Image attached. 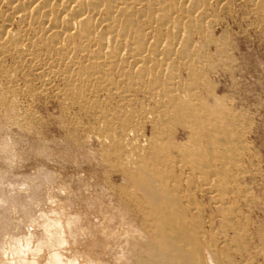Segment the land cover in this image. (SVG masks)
Wrapping results in <instances>:
<instances>
[{"label":"rangeland","instance_id":"1","mask_svg":"<svg viewBox=\"0 0 264 264\" xmlns=\"http://www.w3.org/2000/svg\"><path fill=\"white\" fill-rule=\"evenodd\" d=\"M143 1L128 0L131 15L123 13L117 22L132 21L145 43L132 41L136 36L133 32L131 38H95L104 44L101 55L120 48L119 54L112 55L124 57L130 64L141 48L148 62L131 71L111 65L97 67L88 58L89 50L95 52L96 48H83L77 41L67 42L64 50L54 47L50 37L59 33L66 39V28L51 24L29 30L22 19L8 26L7 36L0 39V151L18 147L26 161L18 170L21 175L46 164L34 157L36 148L41 149L40 155L54 160L55 164L47 165L60 174L49 192L54 210L64 215L75 210L83 217L81 227L86 229L84 237L73 245L65 228V254H75L81 264H90L92 259L114 264L113 257L119 251L116 240L122 236V217L127 213L117 189L126 184L121 167L128 160L132 167H138L135 145L147 148L154 137L161 147L167 142L175 144L179 149L168 147V155L177 162V174L188 166L178 158L180 151L194 150L191 125L179 120L173 103L161 93L173 92L181 102L193 106L198 118H188L192 121L205 115L220 120L213 107L221 103L233 125L232 147L236 149L230 154L227 147L229 160L216 164L227 175L226 192L219 205L209 193L198 192L196 199L206 221H215L217 230L210 237L215 250L211 251L224 255L219 257L221 263L226 264L225 255L229 254L237 264H264V0H191L195 5L183 0L179 6L177 0H164L163 6L169 8V31L159 30L162 10L157 2ZM188 13L200 22L192 32L184 26ZM11 14L16 16L9 0H0V28L5 25L3 16ZM18 36L24 40L22 47L10 45ZM170 45L176 53L167 55L165 46ZM76 48L82 51L72 55ZM108 133L120 144L112 143ZM39 175L23 179L35 180ZM202 184L196 179L193 187L203 188ZM224 219L233 224L223 225ZM14 223L4 209L0 213V246L14 240L24 242L23 232L13 231ZM38 232V228L33 229L34 234ZM235 234L244 238L241 249L233 243ZM228 243L231 250L227 254L223 250Z\"/></svg>","mask_w":264,"mask_h":264},{"label":"bare ground","instance_id":"2","mask_svg":"<svg viewBox=\"0 0 264 264\" xmlns=\"http://www.w3.org/2000/svg\"><path fill=\"white\" fill-rule=\"evenodd\" d=\"M127 1L128 0H9V5L15 10L16 16L14 17L12 14L11 17L6 15L3 16L5 25L0 28V39H3L4 35L7 36V28L13 24L15 19L24 20V26L29 30H32L36 25H46L48 27V25L51 26V24H55L61 29L66 28L64 31L66 32L67 30L68 35L66 39L60 37L59 33L58 36L52 35L50 41L53 43L54 47L61 46L64 50L63 47L67 42L73 43L77 41L79 42L77 45L83 46V48L84 46L96 48L95 52L89 50L88 58L89 60L92 59V63L97 67L101 68L105 65H111L131 71L148 62L145 60L146 58L143 57L142 52H140L141 48H139V53L137 52L138 55H136L134 63L130 64L127 63L126 58L125 60L123 57V60L120 57H114V55H112L119 54L120 48H115L110 55H108L109 53L104 55L102 53L101 55V52L104 51V44L95 40L99 35L103 38L104 36H113V39H115V37H120V39L131 38L130 34L133 32L136 36L132 38V41H136V43L140 42V44L141 41L145 43V38L139 34L135 24L131 23L132 21L130 22L129 20L122 19L120 23L117 22V16L123 15V13L131 15V12L128 11H130V9L132 10V6L128 5ZM154 1L157 2L162 10L159 30L167 28L169 31L170 27L168 26L169 23H167L169 8L163 6L162 3L164 0ZM181 1L183 0H177V6L180 5ZM184 1H186L187 4L191 3V0ZM133 5L136 4L133 2ZM189 14L193 13L187 14L184 26L187 28L188 32H192L198 29L200 22L192 18ZM78 26L85 27V29L78 28V30H76ZM157 32V42L159 43L160 32ZM6 39L9 40V38ZM9 42L7 41V43ZM23 42V38L18 36L13 39L10 45L19 47ZM166 46L165 50L167 49V55H171L176 51L173 45L169 47ZM81 51V48H76L74 53L72 52V55H76V52L79 53ZM190 57L189 54H183V58L189 59ZM112 58L114 59L112 60ZM161 95L163 98L173 103L179 120L181 118L183 122H187L191 125V139L194 150L191 152L185 149L180 151L178 158L181 159L182 164H184L183 162L185 160L188 166L183 168L186 169L185 172L181 170V173L177 174L175 173L174 166V163L177 162L174 159H170L168 155V147L179 149L175 144L167 142L161 147L156 137H154L149 141L147 148L135 145L136 148H134L135 151H133V153L134 156L137 157L136 163L138 167H132L128 164V162L130 163L129 160L125 167H121L122 176L125 178L126 184L124 187L117 189L118 196L121 197L127 209V213H125L124 217L121 216L122 214H119V216L122 217L123 232L122 236L119 235L118 240H116L117 246L119 247V251L122 250L127 254L130 264H223L219 261V257L222 254L218 256L216 251H211V248L215 250L212 241H210V237L212 238L211 234H213L214 230H217L214 229L215 221H206L201 209L202 204L200 200L198 201L196 199L198 197H196V194L198 192L202 195L209 193L212 195L210 199L216 204H220V199H222V195L226 192L227 175L225 171L216 164H222L229 160V155H227L228 153L226 152L227 147L230 150V154L236 153V149L232 147L234 145L232 143L234 132L233 125L229 119L228 113L221 103H216L213 107L215 113L219 114L218 117L221 118L220 120L209 119L210 117L208 115L206 117L205 115L202 116L204 119L199 118L198 120L192 121V119L188 118H198V115L193 112V106L187 104V102H181V99L176 98L173 92L164 91ZM108 134L109 137L113 138L112 143L120 144L119 140H115V135L112 137L110 133ZM156 136H161V133ZM150 159L153 162H151ZM154 162L155 164H153ZM196 179L202 181L203 188L193 187ZM204 186H206V188H204ZM113 207L115 208L116 206ZM118 209L116 208V210ZM216 209L218 210V208ZM221 210L222 208L220 211ZM223 222L224 224L222 222L220 223L225 226L233 224V222L228 219H224ZM222 224L220 226H222ZM232 226L230 227L233 228ZM220 229H222V227ZM226 234H228V232H226ZM112 236L114 239H117L118 234L117 236ZM141 236H143V239L140 238ZM232 240L233 243L237 245L236 248L241 249L243 247L244 238L240 234H235ZM218 242L220 243V241ZM229 243L232 242L230 241ZM229 243L224 245L225 247L223 250L227 254L231 250V245H229ZM225 256H227L225 257L227 258L226 264H237L233 260L234 256L231 257L229 254Z\"/></svg>","mask_w":264,"mask_h":264},{"label":"clouds","instance_id":"3","mask_svg":"<svg viewBox=\"0 0 264 264\" xmlns=\"http://www.w3.org/2000/svg\"><path fill=\"white\" fill-rule=\"evenodd\" d=\"M49 150L55 156L50 142ZM40 152L41 149L36 148L33 155L46 164L38 165L29 175H21L18 170L26 161L20 156L18 147L0 151V213L8 209L11 219L15 221L13 231L24 234L22 244L14 240L10 245L0 246V264H81L75 254L66 255L64 249L65 228L73 245L84 237L86 229L81 227L83 217L75 210L68 215L54 210L49 192L60 174L47 167L48 164H55L54 160L47 155H40ZM35 174H40L38 179H23ZM60 194L65 195L62 191ZM36 228L39 232L34 234L33 229ZM140 238L143 239V236ZM113 260L114 264H130L127 254L122 250ZM90 264L102 262L92 259Z\"/></svg>","mask_w":264,"mask_h":264}]
</instances>
